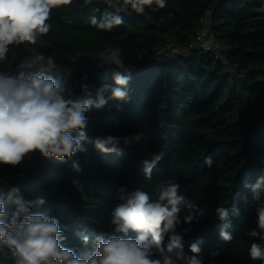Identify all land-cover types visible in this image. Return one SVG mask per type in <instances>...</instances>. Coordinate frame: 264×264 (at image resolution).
Masks as SVG:
<instances>
[{
  "label": "trees",
  "instance_id": "obj_1",
  "mask_svg": "<svg viewBox=\"0 0 264 264\" xmlns=\"http://www.w3.org/2000/svg\"><path fill=\"white\" fill-rule=\"evenodd\" d=\"M242 1L168 0V6L156 12L121 13L125 23L111 32L88 23L91 9H100L98 19L104 11H112L102 0L88 6L84 0H73L54 9L52 29L42 37L46 45L41 50L54 56L57 78L77 94L75 81L85 73L92 85L113 84L111 73L118 69L114 65L98 69L99 61L93 57L105 48L119 47L131 72V98L121 104L122 111L113 101L87 113V155L59 162L32 153L15 168L0 165V181L5 184L0 187L18 186L27 200L44 198L43 208L50 209L65 230V246L79 250L78 233L94 238L113 232L111 213L120 203L115 195L120 186L140 189L155 201L163 182L175 179L207 212L184 236L185 251L191 242L203 238L204 264H260L248 254L246 232L255 227L256 216L250 190L244 185L254 184L264 169V11L259 10L261 0ZM209 8L213 34L219 43H226L222 49L228 65L202 48H190L166 60L153 58L155 49L168 40L190 46ZM13 52V66L28 54L24 46H12L10 59ZM6 67L0 64V70ZM136 133H142L143 139L129 147L120 144L119 154L100 153L92 143L98 136ZM161 151L164 159L153 169L152 180L146 181L141 162ZM207 156L214 162L211 168L204 164ZM73 160L80 163L81 173L70 170ZM73 179L80 181L82 190L73 186ZM235 192L240 199H233ZM234 204L240 215L230 214L233 240L224 242L219 238L222 222L215 209ZM0 250L2 257L7 250L3 245ZM217 250L218 256L210 255ZM6 264L14 262L9 258Z\"/></svg>",
  "mask_w": 264,
  "mask_h": 264
},
{
  "label": "clouds",
  "instance_id": "obj_2",
  "mask_svg": "<svg viewBox=\"0 0 264 264\" xmlns=\"http://www.w3.org/2000/svg\"><path fill=\"white\" fill-rule=\"evenodd\" d=\"M72 3L73 0H0V64L7 65L0 70V165L15 168L32 153L59 162L77 154L87 155V113L113 101L122 111L121 104L130 101L131 72L125 67L119 47L105 48L93 57L99 61L98 69L105 65L118 69L111 73L113 84L92 85L86 82L85 73L75 81L80 89L77 94L72 86L57 78L54 56L41 50L46 45L42 37L52 29L53 10ZM102 3L112 11H104L98 19L96 13L100 9L93 8L88 23L104 32L125 23L121 13L142 15L146 10L156 12L168 6V0ZM91 4L93 0H84V6ZM66 23L73 21L66 19ZM12 46H24L28 53L14 66L15 53L11 59L9 56ZM142 139V133L123 137L108 134L96 137L92 143L100 153L119 154L120 144L129 147ZM163 159L161 151L141 162L146 181L152 180L153 169ZM213 163L210 156L205 157L207 167ZM69 168L77 174L82 172L75 160ZM72 184L82 190L78 179H73ZM244 187L250 190L256 216L255 227L246 232L250 240L248 254L252 261L264 264V169L254 184L245 183ZM157 194L158 199L152 201L147 192L120 186L115 193L120 203L111 213L113 232L94 238L80 232L82 247L77 250L65 246V230L50 209L43 208L44 198L27 200L18 186L0 187V245L7 250L0 257V264H6L9 258L14 264H204V239L191 242L186 252L184 236L192 231L193 224L202 222L207 212L185 194L175 179L164 181ZM240 198L241 194L235 192L233 199ZM243 200L248 203L247 196ZM230 214L240 215L235 204L231 208L218 205L215 209L222 222L219 238L224 242L233 240ZM210 255L218 256L219 251Z\"/></svg>",
  "mask_w": 264,
  "mask_h": 264
},
{
  "label": "built area",
  "instance_id": "obj_3",
  "mask_svg": "<svg viewBox=\"0 0 264 264\" xmlns=\"http://www.w3.org/2000/svg\"><path fill=\"white\" fill-rule=\"evenodd\" d=\"M259 10L264 11V0H261ZM212 14L213 10L211 8L205 11L200 20L201 27L198 30L196 39L190 46L176 44L175 42L168 40L161 47L155 49L153 58L156 60H166L186 53L190 48H202L211 51L218 60L222 61L225 65H228L229 61L221 44L213 34Z\"/></svg>",
  "mask_w": 264,
  "mask_h": 264
},
{
  "label": "rangeland",
  "instance_id": "obj_4",
  "mask_svg": "<svg viewBox=\"0 0 264 264\" xmlns=\"http://www.w3.org/2000/svg\"><path fill=\"white\" fill-rule=\"evenodd\" d=\"M250 3H253L252 0H250ZM242 4H245V0L242 1ZM221 47L224 49L226 47V43L225 42H221Z\"/></svg>",
  "mask_w": 264,
  "mask_h": 264
}]
</instances>
